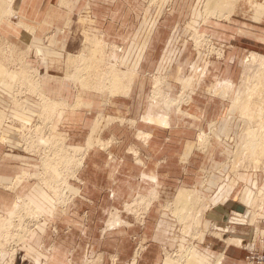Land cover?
I'll return each mask as SVG.
<instances>
[{
    "label": "rangeland",
    "instance_id": "obj_1",
    "mask_svg": "<svg viewBox=\"0 0 264 264\" xmlns=\"http://www.w3.org/2000/svg\"><path fill=\"white\" fill-rule=\"evenodd\" d=\"M51 1L33 0V13L42 11V18L51 12ZM206 2L64 0L60 10L76 12L70 24L32 27L21 25L13 5L4 0L10 10L0 16V23L8 18L18 27L0 26V154L10 156L0 158V178L15 181L16 189L0 185V264H35L25 254L35 235L43 255L40 264L54 260L57 241H73L72 236L68 240L72 228L65 226L66 219L89 215L88 210L79 211L80 202H85L81 173L93 150L111 157L108 174L113 177L124 161L142 169L154 162L160 174L158 183L152 184L145 175H134L133 186L123 190L125 202L107 208L97 237L81 233L74 238L76 247L84 244L81 264H121L114 238L121 231H128L119 236L132 246L129 262L140 260L150 245H156L160 264L189 249L206 256L209 264L222 253L218 264H264V227L259 221L263 188H252L248 195L252 203L243 200V192L230 196L250 214L246 225L232 224L236 230H250L248 237L229 231L225 220L217 226L206 216L213 199L227 195L214 190L218 185L243 186L245 173L259 174L263 181L264 154H258L263 143L255 145L254 155L250 149H240L249 135L261 136L264 142V0H227L210 17L203 13ZM97 40L101 51L94 55ZM7 42H35L18 70L12 67ZM251 54L256 58L248 69ZM18 55L23 60L24 53ZM205 66L209 71L203 77L195 68ZM2 68L7 70L4 75ZM121 71L129 74L127 78L133 75L131 81H115L114 74L122 76ZM224 81L232 84L227 90ZM123 83L128 88L123 89ZM157 83L164 97L180 101V111L177 105L167 111L164 97H159L155 112L168 125L146 116ZM238 89L242 95L233 109ZM25 97H29L26 105ZM45 102H65L67 107L46 115ZM7 137L13 142L5 143ZM152 138L159 141L152 144L154 150L170 152L169 159H152L133 148L134 140L146 147ZM124 140L128 158L115 157L112 147L121 148ZM188 150L187 158H179ZM181 189L194 192V201L199 202L201 216L191 233L184 232L185 224L177 217L180 207H173ZM30 193L42 196L48 206L40 210L27 200ZM104 196L105 192H97L96 197ZM113 197L114 192L108 191V198ZM18 203L30 213L24 207L18 214L5 211L17 210ZM32 210L37 215L30 216ZM251 212L256 213L253 222ZM114 217L120 223L113 225ZM149 230H156L159 239L148 238ZM72 258L70 254L67 261Z\"/></svg>",
    "mask_w": 264,
    "mask_h": 264
},
{
    "label": "crops",
    "instance_id": "obj_2",
    "mask_svg": "<svg viewBox=\"0 0 264 264\" xmlns=\"http://www.w3.org/2000/svg\"><path fill=\"white\" fill-rule=\"evenodd\" d=\"M7 1L10 3L11 6L13 5V9H15V13L18 14L20 20H22L20 24L21 25L29 24L32 25V27H35L36 25L41 27V25L43 24L47 25L48 27L55 25L63 26L64 24H70L72 20V15L76 13L75 10L71 11V8L66 12L64 11L62 12L60 10V7L61 4L64 3V0H52L51 3H49L51 12L49 11L47 12V14L43 13L44 15L41 18L40 14L42 11L33 13V9H32L33 0H7ZM74 3L75 1H73V5ZM31 9H32V14L30 12ZM45 15H47L46 18H44ZM4 20H2L0 23V26L2 28L4 25L5 28L17 26L13 22H10L8 18ZM233 42H236V40H233ZM237 42H241V41L237 40ZM12 43L15 46L19 47L20 49L25 50L27 53V48L30 46L32 47L35 42H12ZM146 46H148V42L146 43ZM207 67L208 66H205L203 68L196 67L195 70L197 69V72L200 71L204 77L206 75V72L209 71L207 70ZM230 80L234 81L235 78L231 77ZM225 82L226 81H224V83ZM28 98L29 97L24 98L26 100V101L24 100L25 105L28 103L27 101ZM87 105L89 106V104ZM89 107H91V105ZM158 124L168 125V121L162 123L158 122ZM106 137L107 135L104 136V138ZM117 137L120 138L121 136H117ZM7 141L13 142V140H8V137L5 138V143ZM155 142H159V141L155 140V138H152L149 141L148 146L143 147L141 146V144H139L138 141L134 140L133 143L135 145L133 148L137 150V152L149 155L150 158L152 159L153 158L156 159L161 156H163L162 158L169 159L172 156L170 152H166V150H164L163 152H157L154 150L152 144H155ZM123 143L124 145L121 146L122 150L120 146L119 148L113 146L111 152L112 154L115 155V157H122L126 159L128 158V156L126 155L125 150H123V148L127 146L128 142L127 140H124ZM189 152L190 150L183 152V154H181L179 158H181L182 160L183 158H187ZM5 157H10L9 153H4L3 155L0 154V158H5ZM110 161H111V157L102 151L93 150L87 154L84 168L81 173V178L84 182L83 191H84L85 200L83 201L85 202H80L82 204L83 209L81 208L79 209V211L81 212L88 210L89 215L85 219L82 217L76 218V216H70L66 219L67 224L65 226H69L72 228V232L71 235L68 236L69 238L68 240H70V236H72L73 241H65V242H63L62 240L57 241L55 244L56 250L53 256L54 260L50 262V264H67V262L68 264H81L82 255L84 252V244L82 245L78 244V246L76 247L74 238L80 235L81 233H85L89 237H93V238L97 237L98 229L101 227V224L105 220L107 208L110 206H121L122 202H125L126 193H123V190H129L133 186L134 183L131 179L134 178V175L136 176L138 174L145 175L146 178L148 177L147 181L149 182V184H152L153 182L158 183L157 174L159 175L160 171L157 170L158 167L154 162L153 163L148 162L145 166V169H142L140 166L133 165L129 161H124L121 166L120 172L113 177L110 173L108 174V167L111 164ZM163 175H165V173ZM19 176L20 175L17 176L18 182L21 181V178ZM259 177H261L259 174L245 173L244 176L242 177L243 180H246V182H243V186H240L239 183L238 184L236 183L237 185L227 184V185H218L217 187H215L214 190L216 191H227V195L223 198L217 195L213 199L211 204V209L207 211L206 216L209 214L212 217V219L216 222L217 226H219L218 224L221 221L225 220L227 224H229V228H228L229 231H231L232 233L234 232L241 233L238 235L243 238L248 237L250 235V230H236L234 228L235 225L232 224L240 223L246 225L250 214H248L249 212L246 208H244L239 202L233 201L230 196L233 195L236 191L238 192V195L240 192H243V200L246 201L247 203H252L251 199L248 198V195L252 191V188L261 187L264 189V177L262 178L263 180L262 182ZM0 185L2 186L7 185V186H11L13 190L16 189L15 181L7 180L5 178H0ZM3 189H7V188H3ZM108 191L114 192L113 198L111 199L108 198ZM97 192H99L100 195H102L103 192H105L104 197L106 199H100L96 197ZM30 194L28 195L27 200L34 203L38 208H40V210H42L41 208H45L48 206L46 205L45 200L43 199L42 196H40L41 198H37L34 197L35 195H33L32 193ZM49 205H53V204L51 203ZM5 211H8V213L12 214L13 209L11 210L6 209ZM93 213H97V215H93ZM259 217H260L259 221L261 225L264 227V202ZM122 234L127 235L128 231H121V233L120 232L115 233V237H114L116 240V241L114 240L115 243L119 244L117 246V250L121 254V260H122L121 264H160L161 254L158 246L156 245H150L147 252L143 254L140 260L135 259L134 261L129 262L128 259L131 256L132 246L126 244V242L123 241V236H119ZM263 235H264V229H263ZM146 236L148 238L150 237L151 239H159V234L157 233L156 230L152 232L149 230L146 233ZM39 239L40 238L38 236L36 235L33 236L32 243L29 245L28 248H26L25 251V254L35 264H40L41 261L43 260L42 253H40L37 250ZM160 243L162 242L160 241ZM97 244L99 245V243ZM196 253L198 257L202 258L206 262V264H209V259L206 256L199 254L197 251ZM70 254H72L73 258L69 262V260L67 261V257ZM222 256L223 253L219 255L218 259L214 264H218ZM227 264H231V262Z\"/></svg>",
    "mask_w": 264,
    "mask_h": 264
},
{
    "label": "bare ground",
    "instance_id": "obj_3",
    "mask_svg": "<svg viewBox=\"0 0 264 264\" xmlns=\"http://www.w3.org/2000/svg\"><path fill=\"white\" fill-rule=\"evenodd\" d=\"M227 0H207V2H206V4H205V8H204V16L206 17V16H208V17H210V16H214L215 14H216V8H217V6H224V3L226 2ZM239 1V0H238ZM171 2V1H170ZM4 0H0V6H3V8H1L0 7V16H2V15H5L6 13H8V11L10 10H8V9H6L7 7H4ZM236 4V3H235ZM9 5V7H10V4H8ZM226 5V7L228 8V7H231L230 5H227V4H225ZM64 7V6H63ZM263 7V6H262ZM263 11V10H262ZM217 13H218V11H217ZM96 49L94 50V55H96L97 53H98V51H101V49H100V47H101V45H100V41L99 40H97V43H96ZM255 55L253 54H251V56L249 57V60H248V65H247V67H248V69H249V66H251V64L253 65V63H252V59L253 58H256V56L254 57ZM98 57V56H97ZM94 58V56H92V57H90L89 59L91 60V59H93ZM88 59V63H87V66H86V68L88 69L89 68V65H90V63H91V61ZM95 61H97V62H100V63H102V59L100 58V59H97V58H95L94 59ZM254 60H256V59H254ZM93 62V61H92ZM96 62V63H97ZM91 67V66H90ZM247 67H246V69H247ZM252 67V66H251ZM99 68H100V66H99ZM3 71H5V72H7V70H3V68H2V74H3ZM246 71H248V70H246ZM117 72H119V71H117ZM121 73H122V76H120V75H118V73H115L114 75V80L115 81H121V80H123L122 78H127V76L129 75V74H126L125 72H122L121 71ZM249 74V73H248ZM4 75V74H3ZM133 76V75H132ZM132 76H129L128 78H127V81L129 80V81H131V77ZM88 81H84V83H82V81H81V83L82 84H84V85H86V83H87ZM123 82V81H122ZM128 84V83H127ZM127 84H122V88L123 89H126V88H128L127 86ZM232 84H231V82L230 81H226L225 83H224V85H223V87H224V89H229L230 88V86H231ZM118 86H120V84H117V87ZM132 86V85H131ZM159 86V83H157V86H156V89H155V91L153 92V95H152V100H151V111L150 112H148V115H147V118H150V117H153V120H155V121H158V122H160V123H162V122H165V121H167L166 119H161L160 118V113L158 112H155L156 110V108H157V102H158V100H159V97H164V95H163V93L161 92V90H160V88L158 87ZM243 93H245V92H243ZM25 94V93H24ZM187 94V93H186ZM190 95H191V93H190ZM241 95H242V89H238V92H237V96L235 97V99H234V102H233V109L234 108H236L237 107V104L240 102V97H241ZM228 96V95H227ZM247 99V98H246ZM162 101H163V109H165V110H170L171 109V106H173V105H177V108H178V110L180 111V109H179V106H180V101H176L175 99H171V98H169L168 96H166V97H164L163 99H162ZM232 104V103H231ZM44 110H46L47 111V113H46V115H53L54 114V112H57V110L58 109H60V108H62V109H64L65 107H67V104L65 103V102H59V103H56V104H50V103H47V102H45L44 103ZM76 105H78L77 103H76ZM183 108V107H182ZM44 113H45V111H44ZM170 113V112H169ZM168 115V114H167ZM166 117V116H165ZM164 118V117H163ZM158 122H156V123H158ZM252 133V132H251ZM253 135V134H252ZM201 137H203V136H201ZM262 137L261 136H251V135H249V137L247 136V139L244 141V143H243V145H242V147H241V151L243 150V149H250L251 151L254 149V147H255V145L256 144H262V145H264V142H262L260 139H261ZM207 142V141H206ZM89 143H90V141H89ZM261 145V147H264V146H262ZM260 149V148H259ZM255 152H256V150H254ZM258 151V150H257ZM259 152H261V153H258V154H264V148L261 150V151H259ZM252 153H253V151H252ZM256 154V153H255ZM253 155H254V153H253ZM249 167V166H248ZM11 188V187H10ZM153 200H155L156 198H157V194L155 193L154 195H153ZM194 198H195V193L194 192H192V191H190V190H187V189H181L179 192H178V194H177V196H176V202H174L173 203V207L176 209L177 207H180V209L178 210V209H176V210H178V212H177V214H179L177 217H179L180 218V220L179 221H181L182 223H184L185 224V227H184V232L185 233H191V231L194 229V225H196L197 223H198V221H199V218H200V216H201V211L199 210V208H198V204H199V202H196V201H194ZM26 202L27 203V205L28 206H30V207H32V204L30 203V202H28L27 200H20L19 202ZM261 202H264V196H263V199H261L260 200V202H259V204H261ZM152 202H149L147 205L149 206L150 204H151ZM176 205H177V207H176ZM22 207H24L25 208V210L26 211H28L27 210V208L28 207H25L24 205H23V203L22 204H17L16 205V208H17V210H14L13 211V214L15 213V214H18V212L21 210V208ZM176 210H174V214H176ZM29 212V211H28ZM256 212V211H255ZM255 212H251V218H250V220L253 222L254 220H255V215H256V213ZM30 213V212H29ZM32 214L33 215H30V216H34V215H37V213L36 212H34L33 210H32ZM176 214V215H177ZM249 214V213H248ZM191 216H193V218H191V222H189L188 220V218L189 217H191ZM118 223H120V219L118 218V217H115L114 219H113V221H112V224L114 225V224H118ZM114 227V226H113ZM30 230V229H29ZM0 233H1V231H0ZM19 234V233H18ZM17 234V235H18ZM184 235V234H183ZM197 235V234H196ZM21 236V235H20ZM186 236V235H185ZM9 237V236H8ZM22 238V237H21ZM236 240V239H235ZM19 241H21V240H19ZM1 252V251H0ZM138 252V251H137ZM134 259H136V258H134ZM165 264H206V262L202 259V258H200V257H198L197 256V253H196V250L195 249H189L188 251H186V253H184V254H180L179 255V258L177 257V258H172V257H167L166 259H165Z\"/></svg>",
    "mask_w": 264,
    "mask_h": 264
},
{
    "label": "built area",
    "instance_id": "obj_4",
    "mask_svg": "<svg viewBox=\"0 0 264 264\" xmlns=\"http://www.w3.org/2000/svg\"><path fill=\"white\" fill-rule=\"evenodd\" d=\"M14 49L15 52H11V49ZM6 49H7V52H9V57H10V60L12 63H14L15 65H13L12 67H14L16 70H18L20 67H22V64L25 66L26 62H27V55L25 56L26 52L22 49H20L19 47L15 46L13 43H10V42H7L6 43ZM18 53H24L23 55V60L20 59ZM15 58V59H13ZM16 64H19L20 66H16ZM11 68V67H9ZM14 68H11L10 70L14 69Z\"/></svg>",
    "mask_w": 264,
    "mask_h": 264
}]
</instances>
